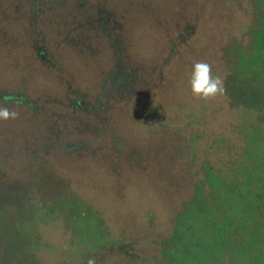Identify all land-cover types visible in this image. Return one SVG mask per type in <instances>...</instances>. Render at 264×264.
I'll list each match as a JSON object with an SVG mask.
<instances>
[{"label":"rangeland","instance_id":"1","mask_svg":"<svg viewBox=\"0 0 264 264\" xmlns=\"http://www.w3.org/2000/svg\"><path fill=\"white\" fill-rule=\"evenodd\" d=\"M258 77L264 0H0V264H264Z\"/></svg>","mask_w":264,"mask_h":264},{"label":"trees","instance_id":"2","mask_svg":"<svg viewBox=\"0 0 264 264\" xmlns=\"http://www.w3.org/2000/svg\"><path fill=\"white\" fill-rule=\"evenodd\" d=\"M256 82H259V90L256 91V92H252V95H249V97L257 96V94L260 93V96H259L260 98H258V99L263 100L264 99V77H258V79H257ZM12 98L13 97L7 96V95L2 96V99H5V100L6 99L7 100H11ZM13 99L16 100L17 102H22L24 100L21 97H17V98H13ZM260 115L261 116L264 115V113L262 112V109H260ZM253 142H254V140L252 139V137H248L246 139V146H247V148H246L245 154H247L248 152H250V149L249 148L253 146ZM245 154H243V155H245ZM254 158H255V156H252L250 159H254ZM244 159H246L245 156H243V160ZM258 191L260 192V189H258ZM254 196H255L254 194H251L250 198L253 197V199H254L255 198ZM262 197H263V200H264V192H262ZM251 205L253 206V202L249 206H251ZM249 206H247V208ZM41 208H43L41 210V212L40 213H37V215H35L36 218L34 217L36 223L38 221H40V220H42V221H40V223H42L46 219H51L50 216L54 217V215L57 218H64L65 219V218H67L69 216H71V217L79 216L80 212H81V214H84V215H85V213L87 214V211L86 212H82V210L80 209V207L78 205V201H76V200H74L72 198H68L67 199L66 197H63V196L55 197L52 200L47 201L44 204H41ZM29 217L31 218L32 215H30ZM31 219H33V218H31ZM37 240L38 239H20L19 243L22 245V244H24L26 242L25 243V247H24V251H29V253H31L32 252V249H35L38 246L40 247V246L43 245V243L38 242ZM101 243L102 242H96L94 240L88 246L93 250V249H96V248H102L103 246L104 247L107 246L106 248H108L110 246V244H111V243H108L109 245H104L106 243H104V244H101ZM246 255H248V257H249V253H247V252H246V254L243 253V256H246ZM184 256H185V260L183 261V263L184 264H192L191 263V260H190L191 257H189L188 255H184ZM213 256H219V255H218V253H216V255L214 253H212V257ZM236 256L242 257V255L238 254V255H235V257L232 256L230 259L228 258V260H233V258L234 259L237 258ZM113 261H116V260L113 259ZM209 262H210L209 261V258L206 255L204 257L203 262L201 264H208ZM231 264H233V263H231Z\"/></svg>","mask_w":264,"mask_h":264},{"label":"clouds","instance_id":"3","mask_svg":"<svg viewBox=\"0 0 264 264\" xmlns=\"http://www.w3.org/2000/svg\"><path fill=\"white\" fill-rule=\"evenodd\" d=\"M190 89L194 97L210 100L225 93L223 79L213 75L212 65L206 61L194 63L190 77ZM19 113L12 111L6 104L0 105V120L18 118Z\"/></svg>","mask_w":264,"mask_h":264}]
</instances>
